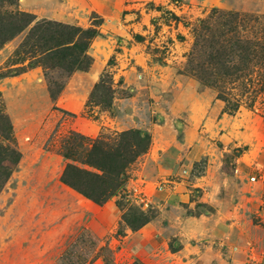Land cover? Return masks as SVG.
I'll list each match as a JSON object with an SVG mask.
<instances>
[{"label":"rangeland","instance_id":"374dc122","mask_svg":"<svg viewBox=\"0 0 264 264\" xmlns=\"http://www.w3.org/2000/svg\"><path fill=\"white\" fill-rule=\"evenodd\" d=\"M10 4L2 9L30 13L34 22L93 28L100 35L91 41L92 64L86 72L66 77L57 71L50 76L54 83L65 82L54 100L41 67H26L28 60L16 63L14 53L25 32L0 48V113L9 119L12 138L9 143L0 136V145L9 144L20 155L16 164L2 163L11 174L0 190V264H54L69 246L79 250L76 241L85 230L97 240L96 249H102L103 241L109 243L124 229L140 228L142 219L129 210L128 198L143 219L151 220L159 210L150 203L144 207L145 199L165 198L173 190L199 201L191 208L182 202L168 205L164 215L173 218L209 212L211 206L204 199H217L215 204L219 198L232 201L238 224L249 237L242 240L251 256L248 263L264 264V181L251 180L264 177V88L242 78L212 89L186 67L195 29L215 10L238 13L244 25L241 35L264 41V0H11ZM106 73L113 90L110 109L95 104L103 99L95 85ZM219 93L230 103L239 101L236 112L227 110L217 98ZM126 130L147 133L150 145L127 169L128 197H113L114 205H121L120 220L109 236L113 218L105 203L94 204L60 182L66 164L81 166L63 158L62 145L72 132L112 143L116 133ZM158 149H203L205 165L191 170L179 159L157 157ZM138 185L145 188L136 192L133 188ZM122 215H133L137 222L128 225ZM186 226L193 231L197 224ZM168 243L176 249L174 241Z\"/></svg>","mask_w":264,"mask_h":264},{"label":"trees","instance_id":"16d2710c","mask_svg":"<svg viewBox=\"0 0 264 264\" xmlns=\"http://www.w3.org/2000/svg\"><path fill=\"white\" fill-rule=\"evenodd\" d=\"M10 3L11 0H0V48L25 32L14 53L16 63L22 64L28 60L26 67H41L47 77L49 96L54 100L64 89L65 82L54 83L50 76L57 71L66 73V77L77 71L86 72L92 64V58L88 54L91 41L100 33L93 28L82 29L55 21L34 22L35 16L30 13L2 9L5 4L12 5ZM239 17L238 13L215 10L211 17L201 21L197 30L195 29L197 35L186 67L187 71L207 87L219 90L227 82L245 78L264 88V41L241 35L244 25ZM94 91L100 92L103 97L95 104L110 109L113 90L108 73L95 85ZM92 96L91 94L90 97ZM217 98L226 103L230 112L237 111L238 100L230 103L220 93ZM0 136L12 143L11 125L8 117L2 113ZM149 145L150 136L139 130L116 133L112 143L105 139H89L72 132L63 142L62 156L81 166L66 164L60 182L97 205L119 195L128 197L125 189L127 169L138 156L147 152ZM0 155L1 190L11 174L10 169L2 164L3 161L16 164L20 155L9 144L0 145ZM127 200L129 210H135L142 219L140 225H145L149 220L143 219L139 207L131 203L129 198ZM120 206L117 204L119 210ZM129 218L122 215V220L128 225L137 222L133 221V215Z\"/></svg>","mask_w":264,"mask_h":264},{"label":"crops","instance_id":"0c3cea01","mask_svg":"<svg viewBox=\"0 0 264 264\" xmlns=\"http://www.w3.org/2000/svg\"><path fill=\"white\" fill-rule=\"evenodd\" d=\"M158 150L155 151L157 157L164 155L169 160L179 159L181 164L191 170L205 165L203 159L206 153L203 149H174L172 152L171 149ZM153 154L151 159L154 160ZM144 188L145 185H138L137 189H133L137 192ZM188 195H179L173 190L165 198L157 195L145 199L144 207L149 203L156 206L158 217L136 230L124 229L122 234L112 237L109 243L103 241L102 249H96L97 240L90 231L85 230L76 241L79 250L69 246L64 256L57 258L54 264H249L247 256H251L248 255L247 246L242 243L243 239L247 241L249 237L243 231V225L238 224L236 207L229 199L219 198L218 204H215L217 199L213 202L204 199L211 206L209 212H189L187 216L178 218L164 215V208L168 205L180 206L182 202L181 205L185 204L188 208L194 207L199 201L190 199ZM184 197L186 199L182 201ZM114 199L104 204L113 218V224L107 231L109 236L115 234L120 220ZM189 222L197 224L196 230L187 228ZM171 240L176 244L173 247L177 246L175 250L169 246ZM257 262L251 264H260Z\"/></svg>","mask_w":264,"mask_h":264},{"label":"built area","instance_id":"2783aa9c","mask_svg":"<svg viewBox=\"0 0 264 264\" xmlns=\"http://www.w3.org/2000/svg\"><path fill=\"white\" fill-rule=\"evenodd\" d=\"M201 166H203V165H201ZM201 166H200V167H201ZM251 180H252V182H256V181H258V180H262V181H264V177H261V178L251 177Z\"/></svg>","mask_w":264,"mask_h":264},{"label":"bare ground","instance_id":"6f19581e","mask_svg":"<svg viewBox=\"0 0 264 264\" xmlns=\"http://www.w3.org/2000/svg\"><path fill=\"white\" fill-rule=\"evenodd\" d=\"M78 109V108H77Z\"/></svg>","mask_w":264,"mask_h":264}]
</instances>
